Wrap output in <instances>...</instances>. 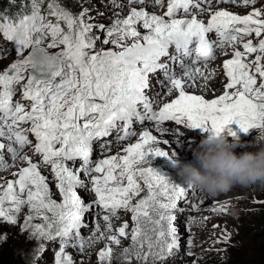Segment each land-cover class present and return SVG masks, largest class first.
<instances>
[{
  "label": "snow or ice",
  "instance_id": "1",
  "mask_svg": "<svg viewBox=\"0 0 264 264\" xmlns=\"http://www.w3.org/2000/svg\"><path fill=\"white\" fill-rule=\"evenodd\" d=\"M164 3L127 0L128 15L120 18L117 14L110 27L88 22L87 8L74 15L57 0L47 4V16L41 12L43 0H31L30 15L18 22L0 20V34L13 42L15 54L23 57L0 72V172L15 167L17 161L24 165L12 173L15 180L0 185V218L15 225L27 207L25 230L32 227V236L38 239L59 238L55 264H73L65 252L70 241L83 251L85 239L80 230L87 227L86 214L91 213L93 204L107 213L103 220L109 231L112 217L119 218L118 210L132 214L135 226L131 241L133 248L139 249L135 252L137 259L146 262L149 256L166 258L181 246L174 224L177 217L172 212L180 201L187 202L195 186L182 179L175 182L152 167L156 158L170 161L177 155L152 147L169 141H160L151 131L142 130L137 142L123 149L124 155L93 163L94 142L113 131L118 133L115 142L128 140L138 134L132 130L134 122L143 125L145 121L154 122L161 133L166 131L162 127L165 122L199 129L209 136L223 134L233 123L245 134L253 129L264 130V10L254 7L257 0H204L203 5L201 0H167L163 15L146 10L149 5L163 8ZM222 3L253 7L245 15L212 10ZM111 4L125 8L121 0H111ZM205 14L209 17L206 21L201 18ZM94 28L103 38L93 34ZM211 33H215V41ZM109 44L111 48L104 47ZM226 46H231L232 58L223 62L227 79L223 93L209 100L187 92L186 87L194 86L198 75L203 76L199 64L207 67L217 58L216 49ZM38 54L43 56L39 61L35 59ZM174 64H178L182 75L173 70ZM157 73H162L169 85L168 94L177 93L158 110L159 97L150 100L147 95L152 86L150 77ZM212 76L214 73L203 76L206 85ZM18 85L22 99L29 102L27 108L13 101ZM228 134L236 137L231 129ZM110 147L111 143L106 142L101 152ZM25 148L31 149V156L24 153ZM33 157H39V161ZM48 167L55 177L60 202L53 198L47 177L42 175V168ZM141 181L147 195L133 204L144 190ZM78 188L89 195L94 193L95 201L87 203L77 193ZM153 213L158 218L154 219ZM141 218L154 225L151 231L155 241L141 228ZM33 219L45 223L33 226ZM128 227L127 222L123 223L107 240L120 245L121 237L128 238ZM157 248L159 251H154ZM43 250L41 245L39 251ZM124 252L130 264V250ZM98 257L102 264L105 260L110 264L112 248L100 250Z\"/></svg>",
  "mask_w": 264,
  "mask_h": 264
},
{
  "label": "rangeland",
  "instance_id": "2",
  "mask_svg": "<svg viewBox=\"0 0 264 264\" xmlns=\"http://www.w3.org/2000/svg\"><path fill=\"white\" fill-rule=\"evenodd\" d=\"M50 2L51 0H43V4L41 6V12L42 14L46 16L48 14L47 4ZM57 2L60 4L61 7L72 12L74 15L79 14L83 9L87 8L89 10V15L88 17H86V20L96 25L103 24L106 27H110L113 24V22L117 19V14H119L120 18L126 17L128 15L126 14L128 11L127 6H125L123 10L114 8L111 4V0H57ZM28 3H29L28 11L22 14V17L24 15L31 14V0H29ZM258 4L260 6L256 7V5ZM256 5L254 7L264 10V0H262L260 3H256ZM218 8H223L224 10H227L229 8V4L221 5ZM239 10L240 11H238L237 9L234 11L233 10H229V11H231L234 14L245 15L252 10V7H249V6L242 7V5H240ZM155 11L159 12V15H162L163 14L162 11H165V10L159 6H156ZM179 15L182 16L183 14L181 13ZM48 18L53 19V20L55 19L54 17H48ZM19 19L15 22H18ZM61 26L64 27L63 24ZM143 32L144 30H142L141 28V33ZM93 34L100 35L101 38H103V34L97 32L95 28L93 29ZM1 37H3L2 34H0V39ZM0 47H1L0 51H2L4 48H2V45H0ZM104 47L111 48L112 45L109 44V45H105ZM11 48L12 49H8L6 53L2 55V58H0V72H3L9 65L15 62L17 59H23V57L17 56L15 54V48H13L12 46ZM58 50L59 49H51L49 51L56 52ZM228 52L231 53L232 55L231 46L229 48V51H227V53ZM26 53L27 51L25 52V55ZM221 56L222 57L224 56V52L218 58H221ZM218 58L216 59L217 61H218ZM251 58L252 57H250V59ZM171 67H173V65H171ZM207 67H208L207 69L208 74L215 73V71L219 69L218 66L213 67L209 65ZM156 75L159 76V77H154L156 79H160L161 77H163L162 73H157L153 76H156ZM217 79L218 77H214L213 78L214 82H216ZM226 83L227 82H225L223 84V87L220 88V90L217 91L209 100L221 95L224 91V85ZM194 87L197 88L196 86H193V89H195ZM147 91H150V90H147ZM14 96H15V99H13L14 102L17 100L23 103L26 108L28 107L26 102L22 99V92L20 90L19 85L17 86V91ZM157 105H159V103ZM172 123L175 124L174 122ZM162 127L169 130L171 134L177 135L175 134L176 132L172 130L171 128L172 126L168 124H164ZM181 128L184 129L183 126H180L178 129H181ZM228 129H231L233 132L236 133V137H238V139L241 142V147H238V148H242L243 147L242 145L244 144L242 143V140L246 137V134L240 131L239 128L233 127L231 124L230 128L226 127L225 132L223 133L224 135L228 137L229 141L236 139V137L229 135ZM191 132L193 133L195 131L191 130ZM179 134H182V136L189 138L188 134H185V132L179 133ZM205 134L206 133H204V135ZM249 134H258V132L256 133L251 132ZM138 137L136 136L131 137L130 139H128V142L126 140L125 146H128L129 144L134 143L136 140H138ZM4 142L6 143V141ZM250 145L251 144H246V147ZM196 150L197 151L199 150L198 144H197ZM184 151H187V147L184 149ZM195 152L196 151L193 150L191 154L194 158H195L194 156ZM96 155L99 156L100 153ZM112 155H116V154L111 153L109 157ZM103 156H107V155H102L101 157H97L92 154L91 158L93 160V163L96 162L95 159L100 160L104 158ZM177 159H179V161L184 160V159H181L180 156ZM155 160L160 162L161 158H156ZM197 162L198 161L196 160L194 165H196ZM69 164H71V162H69ZM77 166H79V164H77ZM144 166H147V165H144ZM197 166L199 170L202 172L203 169L199 163ZM18 167L19 166H17V168ZM46 169H48L46 170L47 172L49 171L52 174L50 167ZM162 173L170 175L169 178L175 182L179 181L178 172H174L173 167H167ZM93 175H95V173ZM55 181H56L55 177H53L52 182H55ZM1 185L6 186V184H1ZM143 189H144V193L136 201H134L133 204H135L139 199L146 196L147 189L146 188H143ZM77 191L83 192L82 194H87L84 192L83 189L78 188ZM232 191H233L232 193L234 194L233 196H236L234 199L230 198L224 203V201H218V200H215V198H210L209 203L208 202L205 203L202 201L203 195L200 196V193L202 191L196 187V190L194 191L193 201H190L188 198L187 202L182 200L178 203L177 208L184 207V206H187L190 208V209H185L181 215L182 217L179 216L180 218L178 217L176 219L179 225H177L176 222H174V224L177 226L179 242L181 245L180 248L173 249L172 254L167 255L166 258L149 256L146 262L143 259H137L136 256L134 255L133 257L134 259H132L130 264H175V263L176 264H237L239 263L240 260L241 262L258 261L259 260V255L257 253L258 239L257 237H255V230L262 222V217L264 216V187H261L260 185L258 186L252 185L249 187L235 186L232 188ZM224 196L225 194L221 195L222 198ZM92 197L93 199L96 198L94 193L90 195L87 194L84 199L87 203H90L89 200L90 198L92 199ZM199 198L201 200H199ZM193 204L196 205L195 209L193 208ZM221 206H223V210H220ZM181 209L182 208H180V210ZM23 210L27 211L28 208L25 207ZM216 211L222 212V215L221 217H219V219H216L213 216H211L212 212H216ZM129 213L130 212L125 211L124 213H121V216L123 218L128 217L127 215ZM104 214H105V211H99V210L91 212L88 215V218L85 220V223L87 224V226H90V224L95 225L100 219L101 221H104L103 220ZM191 214H194V215H191ZM195 215L196 217L193 219L191 216H195ZM26 216H27L26 214L23 215V213L21 212L18 216V219L23 220L26 218ZM201 216H203L204 218H201ZM190 217L193 220H191ZM125 222H127L129 226L128 229L126 230L129 235L127 239L122 238V237L120 238L121 242L123 243H121V245H116V247L118 248L117 249L118 252L124 251L128 247V244L132 243L131 230L135 226L132 220H126L124 222H120L118 224V227L114 229V234L112 232V235H116L117 234L116 229L122 226V224ZM113 224L116 225V222H114ZM92 228L93 227L91 226L89 228H85L86 230L85 229L81 230V235L83 234L82 236L84 237L85 241H87L86 235H89ZM166 231H167V223H166ZM23 232H24V228L23 226L18 224V221L15 225H10L4 222L2 218H0V245H3L10 251L12 258L15 259L14 264H55L53 262L52 263L47 262L46 260L51 257L55 259V256H54L55 251L59 249V245L57 243L58 240L47 241L46 242L47 249L45 248V246H43L44 250L38 256L37 254L32 253V249H35L34 251H36L37 247L40 245L38 240L35 239L36 245L34 243L29 244L27 242L28 241L27 237L31 234V232L29 234L26 233L25 237L22 235L24 234ZM198 234H200L199 238L197 237ZM165 239L167 240L168 238L166 237ZM189 241H191V246H189ZM146 244L147 243L145 242V245ZM106 247L108 246L101 244L98 246V249L102 250V249H105ZM191 247H194V248H191ZM144 251L145 252L147 251L145 247H144ZM154 251H159V249L158 248L154 249ZM65 252L67 255L72 257L73 264H101L100 259H97L98 255L96 256V259L94 257L93 260L92 259L88 260L91 254L82 255V257L83 256L86 257L87 260H85L80 256L75 258L72 255L74 253L73 249H65ZM189 253H191V255ZM116 263L117 262L114 261V263L112 264H116ZM107 264H109V261L107 262ZM124 264H129V262L125 260Z\"/></svg>",
  "mask_w": 264,
  "mask_h": 264
},
{
  "label": "bare ground",
  "instance_id": "3",
  "mask_svg": "<svg viewBox=\"0 0 264 264\" xmlns=\"http://www.w3.org/2000/svg\"><path fill=\"white\" fill-rule=\"evenodd\" d=\"M262 0H257V3H260ZM121 2L125 5V6H127V0H121ZM164 7L162 8V9H164L165 11L167 10V0H165V3H164ZM221 5H226V4H219V5H214V7H213V11H215V10H219V9H223V8H218L219 6H221ZM242 5V4H241ZM262 5V4H261ZM258 6H260L259 4L258 5H256V7H258ZM135 7H137V8H140V7H144V6H141V5H135ZM225 7V6H224ZM227 7V6H226ZM239 7H240V5H236V4H229V10H238V11H240L239 10ZM243 7V6H242ZM249 7H253V6H249ZM226 9V8H225ZM227 9V10H228ZM127 10L129 11V9L127 8ZM146 10L147 11H149V12H155L156 14H158L159 15V12H156L155 10H156V7H152V6H147L146 7ZM228 10V11H229ZM128 11H127V13L126 14H128ZM165 11H162V13L164 14V12ZM231 12V11H230ZM162 13H160V14H162ZM162 14V15H163ZM202 19H204L205 21L209 18L208 17V15L207 14H205L204 16H202L201 17ZM142 30H144V29H142ZM140 31H141V29H140ZM145 31V30H144ZM229 48H230V46H227L225 49H222V51L223 52H227V51H229ZM239 50H243L242 49V47L241 48H239ZM222 52V53H223ZM2 57V56H1ZM220 57V56H219ZM232 58V55H231V53H227V55H225L224 54V56L222 57L221 56V58H218V61L217 60H213V61H211V63H210V66H218L219 67V69L217 70V71H215V73H214V76H212L208 81H207V85H206V82H205V80L203 79V76H208L209 74H206L205 72L203 73V76H197V79H196V82H195V85L194 86H196L197 88H195V89H193V86H191V87H186V91L187 92H189L190 94H196V95H203V96H205V98L206 99H210L217 91H219L220 90V88H222L223 87V84L225 83V82H227V79H226V76L224 75V71H223V62L225 61V60H227V59H231ZM217 61V62H216ZM210 62V61H209ZM214 62V63H213ZM212 64V65H211ZM209 66V65H208ZM172 68H174V71H176L177 73H180L181 74V70L179 69V67L177 66V65H173V67ZM178 70H177V69ZM206 69H208V67L206 68ZM213 69V68H212ZM216 69V68H215ZM182 75V74H181ZM154 77H159L158 75H156V76H153V77H150V80H151V88L149 89L150 91H147V95L149 96V99L150 100H154V98H156V97H159V100H158V103H159V105H157L156 106V110H158V108L159 107H162L163 106V104L164 103H168V102H171V100L172 99H174L175 97H176V95H177V93L175 92V91H172L171 92V94H168V87H169V85L166 83V81H164V78L163 77H161L160 79H156V78H154ZM214 77H218V79H217V81L216 82H214V80H213V78ZM163 85V86H162ZM212 93V94H211ZM165 94V95H164ZM29 103V102H28ZM165 124H168V125H170V126H172V127H174V128H179L180 126H177V125H175V124H173L172 122H165ZM150 126V127H149ZM232 126L233 127H236V126H238V125H236L235 123H233L232 124ZM227 127H230V125H228ZM145 128V129H144ZM236 128H239V126L238 127H236ZM142 130H149V131H151L152 133H153V135H156L157 136V138H158V140H160V141H165V140H167V141H169V143L168 144H163V143H160V144H156V145H152V147H159V148H161V149H163V150H165V151H168L169 152V155L171 156L172 155V152L174 151L177 155L176 156H172V158H178L179 156L181 157V159H184L183 161H180L182 164H186V163H191V164H193L194 165V163H195V161H196V158H194L191 154H192V152H193V150H195V151H197L196 149H197V144H199V141H198V137L197 138H194V136L196 135V134H198V131H199V129H194L193 131H195V132H191V130L190 129H186V128H184V130H187L186 131V133L188 134V137L190 138H186V137H184V136H182V134H179V135H174V134H171L170 133V131L169 130H167L166 129V131H164L163 133H161V132H158V131H156V128H155V126L153 125V124H148V125H145L144 127L143 126H141V128L137 131V136L136 137H138L139 136V132L140 131H142ZM251 132H254V133H256V132H258V130H250L249 131V133H251ZM249 133H247L246 134V137L242 140V143H244L242 146V148H237V149H235V152H236V154L237 155H240V153H244V152H255L256 150H257V148L255 147V146H253V142H254V138L257 136V134H249ZM176 134V133H175ZM209 134H206L205 135V137H207ZM173 136V137H172ZM134 137V136H133ZM29 138H31V140L33 141V139H34V137L33 136H31V134H29ZM139 138V137H138ZM183 140H184V142H183ZM34 141H35V139H34ZM177 141H179V142H177ZM2 142H4V141H2ZM127 142H128V140H127ZM135 142H137V140L135 141ZM134 142V143H135ZM5 143V142H4ZM8 142L6 141V144H7ZM125 144L126 143H124V142H120V143H117L114 147H110V148H108L107 150H104L103 151V153H101L99 156L98 155H96V151H98V149H96V148H94L93 149V155H95V156H97V157H101L102 155H107V156H103L104 158H107V157H109V155L112 153V154H116V155H124L125 153L123 152V149L125 148V147H127V146H125ZM246 144H251L250 146H248V147H246ZM187 147V151L188 152H190V153H188L187 151H184V149ZM114 148V149H113ZM24 153H27L28 155H32V151H31V149L30 148H25L24 149ZM23 154V153H22ZM5 158L6 159H9V156H8V154L7 153H5ZM33 158H35V160L38 162L39 161V157H33ZM96 160V162L98 161V159H95ZM154 163V164H153ZM159 163V164H158ZM79 164V163H78ZM158 164V165H157ZM198 162H197V164L196 165H194L198 170H199V168H198ZM17 166H24V165H22V163L20 162L19 163V161H17L16 162V166L15 167H10V168H8L6 171H3V172H0V177H3V179H0V185L1 184H6V182H7V180H15L16 179V177L15 176H13L12 175V173L13 172H15V171H17ZM152 167H154V168H156L157 170H159V171H161V172H163L167 167H172L171 166V164H170V162L168 161V160H166V159H163V158H161V161L159 162V161H156V160H154L153 162H152ZM174 169V172H177L176 171V169L175 168H173ZM46 170H48V169H46V168H42V175H44V176H46L47 177V182L49 183V187H50V190L52 191V193H54V195H53V198L57 201V202H60L61 201V197H60V195H59V193L57 192V189H56V187H55V184H56V181L55 182H52V180H53V177H54V175H53V173L51 174L49 171V173L46 171ZM46 172H47V174H46ZM10 175H11V177H10ZM9 176V177H8ZM168 177L170 176V175H167ZM7 177H8V179H7ZM178 179H179V181L178 182H180V180H181V178L180 177H178ZM141 183V187L142 188H144V186H143V184H142V181L140 182ZM252 186V185H251ZM258 186V185H257ZM260 188V187H259ZM252 189V188H251ZM254 189V188H253ZM195 190H196V187H195ZM245 191V190H244ZM233 191H232V189L231 190H229V191H227V192H222V193H219L218 195H216V196H208L207 194H205V193H203V192H201L200 193V196L201 195H203V198H202V201L203 202H205V203H209V199L210 198H215V200H218V201H224V203L227 201V200H229L230 198L231 199H234L236 196H233L234 194L232 193ZM77 193L79 194V195H81L83 198H85L86 197V195L87 194H82L83 192H79V191H77ZM144 193V190L141 192V195ZM146 193H147V191H146ZM223 194H225V196L222 198L221 197V195H223ZM140 195V196H141ZM147 195V194H146ZM56 196H57V198H56ZM139 196V197H140ZM139 197H135L134 199H133V202L134 201H136ZM189 198V200L190 201H193V199H194V192L192 193L191 191L189 192V194L187 195V199ZM95 199L96 198H94L93 199V197H92V199L90 198V200H89V202L90 203H92L93 201H95ZM161 199H163V198H161ZM199 200H201L200 198H199ZM197 202V201H196ZM180 208H182L181 210H180ZM199 208V207H198ZM185 209H190L189 207H187V206H184V207H179V208H177L176 210H173V212H172V214L173 215H175L177 218L180 216V217H182L181 215H182V213L184 212V210ZM96 210H99V211H105L104 209H102V208H100L99 206H96V205H94L93 204V208H92V211L91 212H94V211H96ZM125 212V210H123V209H120V210H118V217L119 218H117V217H112V219H111V225H112V230L111 231H109L108 230V225L106 224V222L105 221H101V219L95 224V225H91L90 224V226H87V227H84V228H81V230H83V229H85V228H89V227H93L92 228V230L90 231V233H89V235H86V239H87V241H85V245H84V249H83V251H80L79 250V247L77 246V247H73L72 246V241H70L69 242V245L66 247V249H73V256L76 258V257H78V256H80V257H82V255H85V254H87V255H90V258L88 259V260H93L94 259V257H95V259H96V256L98 255V252L100 251L99 249H98V246L99 245H107L108 247H111L112 248V257H111V261H110V263L112 264V263H114V261H116L117 263L116 264H124L125 263V260L126 261H128L129 262V259H126V257H125V252L124 251H121V252H118L117 251V247H116V245H114V244H111V242L109 241V240H107V236H110V235H112V232H113V234H114V229L115 228H117L118 227V224L120 223V222H124V221H126V220H132L131 219V213H129L127 216L128 217H125V218H123L122 216H121V213H124ZM22 213H23V215L24 214H26V215H29V210H27V211H24V210H22ZM105 214H107L106 212H105ZM104 214V215H105ZM49 215H51V214H49ZM88 215L89 214H86V219L88 218ZM153 215V218L154 219H156V218H158V216L156 215V213H153L152 214ZM191 215H194V214H191ZM221 215H222V212H220V211H216V212H212V214H211V216H213L214 218H216V219H219V217H221ZM27 217V216H26ZM179 217V218H180ZM193 219L196 217V215L195 216H191ZM190 217V219L191 220H193L192 218ZM24 218V217H23ZM201 218H204L203 216H201ZM85 219V220H86ZM112 221H114V222H116V225H114L113 223L114 222H112ZM42 222V223H41ZM176 222V224L177 225H179V223L177 222V220L175 221ZM45 222L43 221V220H41V219H33L32 221H31V225H36V224H44ZM166 223H167V221H165V222H163V227H164V229H165V231H166ZM18 224L19 225H21V226H23V228H24V234H22L24 237H25V235H26V233H30L31 232V234L27 237V239H28V243L29 244H31V243H34L35 244V239H37L38 240V242H39V246L37 247V249H36V251H34L35 249H32V253L33 254H37L38 256L40 255V251H39V249H40V246L41 245H43V246H45V248L47 247L46 246V242L48 241V240H46V239H38V238H35V237H33L32 236V231H33V228L32 227H28L26 230H25V219H21V220H19L18 219ZM140 224H141V228L143 229V231L148 235V236H151L152 237V239H153V241H155V238H156V236H155V233L154 232H152L151 231V229L154 227V225H152V224H150V223H148L146 220H144L143 218H141V221H140ZM207 224H208V222H207ZM97 225L99 226V231H97ZM80 230V231H81ZM86 230V229H85ZM101 233H103L104 234V237L105 238H103V239H100V235H101ZM27 234V235H28ZM83 235V234H82ZM199 235L200 234H198L197 235V237L199 238ZM203 237V236H202ZM22 239V238H21ZM142 239H143V237H142ZM57 243H58V245H59V238H57ZM131 242V241H130ZM71 243V244H70ZM121 243H123V242H121ZM26 245V244H25ZM36 245V244H35ZM121 245V244H120ZM27 247V246H26ZM35 247V248H36ZM195 247V246H194ZM194 247H191V248H194ZM145 248L147 249V244L145 245ZM190 248V249H191ZM47 249V248H46ZM126 249H129L130 250V252H129V258H130V262L132 261V259H134L133 257H134V255H135V252L136 251H138L139 249L138 248H133V245H132V243L130 244H128V247L126 248ZM48 252V251H47ZM34 258H36V257H34ZM83 259H85V260H87L86 259V257L85 256H83L82 257ZM97 259H99V257H97ZM125 259V260H124ZM47 262H50V263H55V259L53 258V257H51V258H49V259H47L46 260ZM107 260H105L104 262H103V264H107ZM101 264H102V262H100ZM176 264V263H175Z\"/></svg>",
  "mask_w": 264,
  "mask_h": 264
},
{
  "label": "clouds",
  "instance_id": "4",
  "mask_svg": "<svg viewBox=\"0 0 264 264\" xmlns=\"http://www.w3.org/2000/svg\"><path fill=\"white\" fill-rule=\"evenodd\" d=\"M42 58V54H38L35 59ZM253 146L257 151L237 155L235 149L241 147L239 139L229 141L224 134L208 135L194 153L202 172L191 163L182 164L177 157L169 162L183 181L208 196L227 192L235 186L264 187V130H258Z\"/></svg>",
  "mask_w": 264,
  "mask_h": 264
},
{
  "label": "trees",
  "instance_id": "5",
  "mask_svg": "<svg viewBox=\"0 0 264 264\" xmlns=\"http://www.w3.org/2000/svg\"><path fill=\"white\" fill-rule=\"evenodd\" d=\"M29 0H0V20L7 19L15 22L22 14L28 11ZM255 237L258 239L257 253L259 260L256 262H241L237 264H264V216L262 222L255 230ZM14 260L10 251L0 245V264H14Z\"/></svg>",
  "mask_w": 264,
  "mask_h": 264
}]
</instances>
